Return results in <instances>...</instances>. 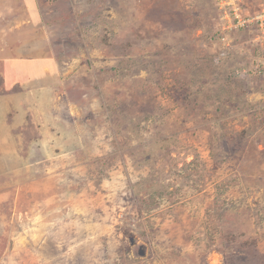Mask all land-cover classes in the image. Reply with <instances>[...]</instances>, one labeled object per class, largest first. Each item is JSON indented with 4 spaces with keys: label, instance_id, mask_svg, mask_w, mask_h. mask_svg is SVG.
<instances>
[{
    "label": "rangeland",
    "instance_id": "1",
    "mask_svg": "<svg viewBox=\"0 0 264 264\" xmlns=\"http://www.w3.org/2000/svg\"><path fill=\"white\" fill-rule=\"evenodd\" d=\"M220 2L0 0V264H264V40Z\"/></svg>",
    "mask_w": 264,
    "mask_h": 264
},
{
    "label": "built area",
    "instance_id": "2",
    "mask_svg": "<svg viewBox=\"0 0 264 264\" xmlns=\"http://www.w3.org/2000/svg\"><path fill=\"white\" fill-rule=\"evenodd\" d=\"M257 2V0H255ZM245 0H221L219 11L223 10L226 12L224 19L219 16V23L222 25L223 30H236L243 29L253 26L259 32L256 42L260 39L264 40V0H259L258 7L260 8L257 13H242L246 9H241L242 4L245 5ZM263 7V8H262ZM242 10V11H241ZM223 20V21H222ZM228 36L223 34L220 37L222 42V49L227 50L230 46L227 42ZM225 56V51L221 53Z\"/></svg>",
    "mask_w": 264,
    "mask_h": 264
},
{
    "label": "trees",
    "instance_id": "3",
    "mask_svg": "<svg viewBox=\"0 0 264 264\" xmlns=\"http://www.w3.org/2000/svg\"><path fill=\"white\" fill-rule=\"evenodd\" d=\"M223 34L224 33H220V32H218L217 34L216 33H212V34L205 33L204 38H206L205 40H206L208 46L210 44H213V50H218V52H220V53L225 51V57H226L227 50L222 49V47H219V44H218L220 42V37ZM226 35L228 36V38H231V40L233 42L234 33H231V34L226 33ZM236 35L240 36V34H236ZM232 44H234V43H232ZM260 54L263 55V50L260 52ZM127 62H131L130 59H127ZM235 72H236V70L233 71V73H231L232 75H230L228 78L226 77L221 81V87L220 88L228 89V87H229V91L227 92V97H224L225 99L223 100V102H231L232 100L236 99L239 94L244 93L246 91V89L251 90L253 83L250 82L248 86H244V87L242 86L241 87L239 85V81L235 82L239 78L238 76H236ZM235 83H237L238 85H236ZM237 111L238 110H235V112H237Z\"/></svg>",
    "mask_w": 264,
    "mask_h": 264
},
{
    "label": "crops",
    "instance_id": "4",
    "mask_svg": "<svg viewBox=\"0 0 264 264\" xmlns=\"http://www.w3.org/2000/svg\"><path fill=\"white\" fill-rule=\"evenodd\" d=\"M3 50L1 48V40H0V66L1 64L6 65V62L9 61L10 59H8L9 57L4 55L3 54ZM2 67V66H1ZM0 67V68H1ZM1 70V69H0ZM5 79V78H4ZM3 77H1V72H0V82H3V84L5 85V81H4ZM1 85V84H0ZM1 89V87H0ZM16 90H20V87H18V83H15L14 82V85L13 87H7V88H4L3 91L6 92V91H16ZM5 101V100H4ZM6 102V101H5ZM6 104V105H5ZM4 104V102H2V99H1V95H0V114L3 115V112L5 113L4 116L6 117L8 113H10L9 109L13 108L14 110V107L12 106V104H7V102ZM9 105V106H8ZM8 106V107H7ZM3 108V109H1ZM3 111V112H2ZM1 117V116H0ZM3 119V118H2Z\"/></svg>",
    "mask_w": 264,
    "mask_h": 264
}]
</instances>
